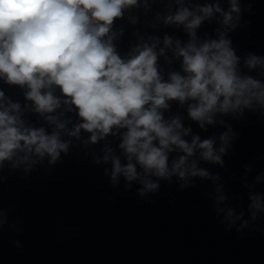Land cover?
<instances>
[{
    "label": "clouds",
    "instance_id": "clouds-1",
    "mask_svg": "<svg viewBox=\"0 0 264 264\" xmlns=\"http://www.w3.org/2000/svg\"><path fill=\"white\" fill-rule=\"evenodd\" d=\"M250 11L242 0H0V183L5 171L51 176L77 150L112 189L138 185L140 199L162 182L179 191L208 182L202 197L226 231L259 230L264 171L250 180L247 163L229 177L244 206L202 166L227 167L233 121H264V55H239L231 39ZM193 124L223 130L202 138ZM8 216L0 209V230L21 232Z\"/></svg>",
    "mask_w": 264,
    "mask_h": 264
}]
</instances>
